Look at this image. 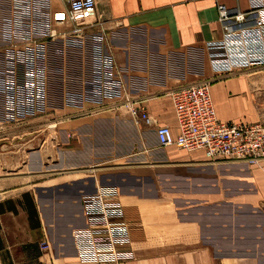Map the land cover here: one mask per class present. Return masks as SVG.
Listing matches in <instances>:
<instances>
[{
  "label": "crops",
  "instance_id": "crops-1",
  "mask_svg": "<svg viewBox=\"0 0 264 264\" xmlns=\"http://www.w3.org/2000/svg\"><path fill=\"white\" fill-rule=\"evenodd\" d=\"M221 2L233 13L250 8L249 0ZM10 6L0 0V27ZM218 17L216 0H96L88 29L104 38L126 97L62 123L78 129L74 138L98 142L80 157H53L42 169L36 153L18 169H0V264H81L73 232L87 226L84 198L107 186L119 189L130 229L135 258L124 264H264V160L247 165L163 149L155 128L129 111L144 107L177 134L169 94L209 83L220 121L264 125V71H229ZM97 124L104 129L96 135L79 129ZM124 142L134 143L129 152ZM11 143L2 146V164Z\"/></svg>",
  "mask_w": 264,
  "mask_h": 264
},
{
  "label": "built area",
  "instance_id": "built-area-1",
  "mask_svg": "<svg viewBox=\"0 0 264 264\" xmlns=\"http://www.w3.org/2000/svg\"><path fill=\"white\" fill-rule=\"evenodd\" d=\"M217 1L220 48L229 71H264V0H249L248 13ZM96 0H11L0 27V124L22 128L51 108L53 85L68 108L103 110L126 97L104 38L89 32ZM250 22V24H248ZM248 24V25H246ZM178 133L160 126L144 107L129 109L137 123L155 128L161 148L203 151L210 160L257 165L264 160V125L220 121L209 83L169 94ZM130 105V104H129ZM87 226L73 232L81 264H124L135 254L120 191L101 187L84 198ZM48 249V245H43Z\"/></svg>",
  "mask_w": 264,
  "mask_h": 264
},
{
  "label": "rangeland",
  "instance_id": "rangeland-1",
  "mask_svg": "<svg viewBox=\"0 0 264 264\" xmlns=\"http://www.w3.org/2000/svg\"><path fill=\"white\" fill-rule=\"evenodd\" d=\"M58 80L59 79H57L53 85L52 104L47 114L32 119L25 124L24 128L10 127L0 124V137L3 134L7 137L6 135L18 133L16 137L9 139V141L12 142V146H10L7 149L8 151L5 152V157L8 158L7 163L5 164H2V159L4 158L2 146L8 145L9 141H0V169H4V167L6 169H18L22 167L25 162L30 160L31 155L36 153H40L39 156L43 159L42 169H46V166L51 168L54 164L52 161L54 159L53 157H55L54 161L58 158L60 159L61 157L68 158V156L74 155V153L80 157L85 146L93 143L98 144L97 141L93 142L94 140H91L88 143L87 140L79 138V136L74 138L73 134H79L78 129L69 128V126L63 125L62 123H68L69 121L76 119L95 116V114H98L99 112L107 111L111 108L113 109L114 106H107L105 109L100 111L91 107H88L86 110L68 108L64 105L61 88L58 83H56ZM27 125L28 127H26ZM94 127H96V130ZM93 128L94 131L91 133L90 131ZM79 129L85 130L86 135H96L97 129H101L103 131L104 127H100L97 124L96 126L79 127ZM110 129L111 128H108L109 131ZM67 137L70 141H67ZM88 139L90 140V138ZM132 144L134 143L124 142L122 145L123 152H129ZM66 166L68 167L67 164L64 167L66 168ZM39 180L40 178H35L34 181ZM29 188L33 187L29 186Z\"/></svg>",
  "mask_w": 264,
  "mask_h": 264
}]
</instances>
